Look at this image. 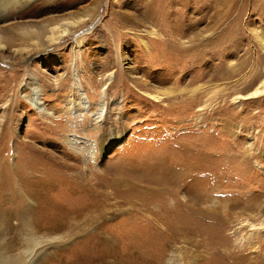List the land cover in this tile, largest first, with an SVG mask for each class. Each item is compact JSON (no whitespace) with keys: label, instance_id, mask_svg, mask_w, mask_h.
Wrapping results in <instances>:
<instances>
[{"label":"rangeland","instance_id":"1","mask_svg":"<svg viewBox=\"0 0 264 264\" xmlns=\"http://www.w3.org/2000/svg\"><path fill=\"white\" fill-rule=\"evenodd\" d=\"M8 9L0 17V36L10 38L0 49V175L24 160L57 175L72 165L97 172L111 197V243L86 232L27 242L14 217L9 229L0 221V242L9 243L0 255L23 264H201L219 259L205 244L225 242L249 257L261 245L264 257V93L246 98L264 79V0H31ZM84 16L63 40L31 46L34 31L48 35L54 20ZM73 64L88 100L104 95L108 104L96 124L66 111ZM30 76L51 115L24 98ZM67 136L95 143L94 155L73 151ZM113 178L122 182L117 194L106 186Z\"/></svg>","mask_w":264,"mask_h":264},{"label":"bare ground","instance_id":"2","mask_svg":"<svg viewBox=\"0 0 264 264\" xmlns=\"http://www.w3.org/2000/svg\"><path fill=\"white\" fill-rule=\"evenodd\" d=\"M28 1L30 2L31 0H0V17L4 16L3 14L5 13H9V7L12 10L22 8L25 7ZM227 1L228 0H221V2ZM84 19L85 16L83 19L80 17L73 21H68L67 19L64 20L62 18L57 21L54 20V23H52L48 28V35H46L44 31L41 32L39 30L32 33V38L36 39L37 42L31 43V46L34 45V48L39 45L46 47L51 42L56 43L63 40L71 35V33H73L74 26L76 27L81 25ZM9 39L5 36H0V49L6 48ZM192 39H194V37ZM74 41L77 43L78 39L76 38ZM71 70V83L69 85L70 93L65 99V104L68 109L66 111L69 112V114H71L75 119L82 116L84 117L85 115H90L89 117H93L92 119L94 120V124L102 121L104 114L108 111V104L104 99V95H102V98L100 97L98 102L91 103V101L88 100L82 84L80 83L78 78V69L75 64L72 65ZM113 74V72L109 73V75H107V80H111L114 76ZM66 81L67 80H65L64 83L61 82L59 84L64 85ZM141 85L144 87L142 83ZM25 89H29L30 93H24V98L28 100V102L40 114L44 116L49 114L51 115L52 112L43 104L44 101L41 98L40 87L33 76H30L29 82L25 83ZM195 89L196 88L191 91ZM179 90L181 91L182 89ZM263 93L264 79L259 82V84L248 94L246 98L257 97ZM148 95L155 100H159L157 95L155 96L150 93ZM93 120H91V122ZM95 128L98 127H94V129ZM77 137L67 136L65 137V142L73 149V151L82 154L85 152V149H87V153L90 156H93L95 143H88L87 141H84L82 143L83 145H81L77 140L79 137ZM71 170L73 172L68 175H65L67 173L66 171L64 175H57L58 173L56 174L55 171H48L46 168L39 166L37 163L32 164L30 161L24 160L23 164L16 172L9 173L8 175H0V221L2 225H4L5 229L9 224L10 219L19 217L21 221H24L26 224L25 228L28 230V236L26 237L27 242L35 241L32 239L34 236H38L40 238L46 237L45 239L52 238L57 241H65V238L70 239L76 235H83V233L86 232V234L83 235L85 238H100V241L102 240L103 242L111 243V234L105 229V226L107 225L106 221L108 220L105 213L110 209L108 204H110L109 200L111 197L108 195V191L105 190L106 188H104V184H102L100 179H98L99 174L97 172L91 173L89 171L86 175L84 174L82 168L78 165H72ZM121 183L122 182L119 178H113L108 184H106V186L112 189L113 194H117L119 188L118 186ZM57 188L59 189L57 194L59 193L58 195L60 197V194L62 193L67 195L75 194L73 197L69 196V198H74L77 202L75 203L72 200L66 201L57 198V196L55 197L56 190H58ZM7 193H11L12 195V199L9 202L7 200L10 198H6L4 196L7 195ZM154 208L155 210L150 209L155 215L154 218L153 216L151 217V224L158 230V233H160L162 230L160 225L163 224L164 218L155 202ZM247 208L253 209L254 205L248 204ZM90 228L91 230H89ZM7 229L9 228L7 227ZM124 236L127 238H133V233L131 230H126ZM5 242L6 241L0 242L2 243L1 246L5 245ZM239 242L241 241L239 240ZM226 245L225 242L221 244L218 243V246L205 244L204 246L207 247V249H216L213 254L219 259L213 261L204 260L201 264H204L205 261H208V264L263 263L264 257L261 245L255 247V255L252 257H249L247 254H243L239 247H237V250L232 251L229 249L230 247L228 248ZM4 247L5 249L9 247V243ZM6 252H8L7 249L4 250V253ZM4 253L0 255V264H23L18 258H10ZM129 258L131 259L132 257ZM129 263L131 264V262Z\"/></svg>","mask_w":264,"mask_h":264}]
</instances>
